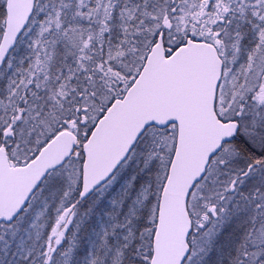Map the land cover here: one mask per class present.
I'll return each instance as SVG.
<instances>
[{
    "label": "snow or ice",
    "instance_id": "1",
    "mask_svg": "<svg viewBox=\"0 0 264 264\" xmlns=\"http://www.w3.org/2000/svg\"><path fill=\"white\" fill-rule=\"evenodd\" d=\"M0 264H264V0H0Z\"/></svg>",
    "mask_w": 264,
    "mask_h": 264
}]
</instances>
